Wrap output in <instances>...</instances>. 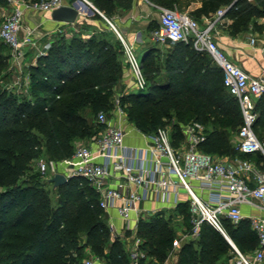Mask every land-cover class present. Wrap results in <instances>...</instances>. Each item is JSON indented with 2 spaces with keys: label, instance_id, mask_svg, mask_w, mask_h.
Segmentation results:
<instances>
[{
  "label": "trees",
  "instance_id": "16d2710c",
  "mask_svg": "<svg viewBox=\"0 0 264 264\" xmlns=\"http://www.w3.org/2000/svg\"><path fill=\"white\" fill-rule=\"evenodd\" d=\"M91 1L108 18L118 7L132 5L131 0ZM151 1L174 9L180 0ZM222 7L233 19V34L263 29L258 19L264 18V0H204L198 13L209 17ZM92 18L101 19L97 13ZM108 31L99 30L87 39L58 33L47 53L28 68V95L0 85V264H82L87 248L106 264H130L122 241L112 238L98 195L83 178L71 177L56 187L59 200L53 204L43 176L31 172L38 158H68L75 139L97 135L99 126L84 115L87 110L96 115L113 108L125 67L122 43ZM0 49H8L1 39ZM146 51L142 66L147 87L122 91L118 97L128 120L144 134L174 121L175 145L182 138L181 124L200 121L210 126L199 146L202 151L238 155L232 137L242 124L239 101L227 90L213 57L184 42L170 45L163 54L153 46ZM3 67L0 61V73ZM256 111L254 130L264 138V96L257 99ZM174 213L183 216L191 233L189 205L179 204ZM174 213L159 211L139 222L137 236L147 255L139 264L167 261L177 237ZM225 226L242 254L259 247L248 219L236 226L225 221ZM232 253L230 242L203 223L198 238L182 244L177 264H224Z\"/></svg>",
  "mask_w": 264,
  "mask_h": 264
},
{
  "label": "built area",
  "instance_id": "2783aa9c",
  "mask_svg": "<svg viewBox=\"0 0 264 264\" xmlns=\"http://www.w3.org/2000/svg\"><path fill=\"white\" fill-rule=\"evenodd\" d=\"M65 1H0V39L8 47L13 65L21 74L29 47L38 50L40 56L51 46L47 43L40 48L35 39L38 27L24 29L27 10L51 13L65 5ZM81 1L115 30L122 43L124 63L136 88L144 90L147 80L135 45L89 0ZM158 10L159 26L151 33L153 42L168 46L177 42L191 43L196 50L208 52L222 69L224 84L238 99L242 114V124L233 138L238 155L229 158L202 151L199 146L207 133L204 125L196 120L181 125L182 149L174 144L173 129L167 126L146 134L143 146H129L125 141L126 131L112 124L107 112L100 111L96 120L99 130L92 142L75 146L72 156L62 160L38 158V171L47 181L58 173L67 178H83L98 195L100 208L107 214L110 210L116 211L115 216L108 214L107 225L113 239L123 242L130 238L135 242L129 253L130 264H139L147 258L140 247L143 240L137 236L139 222L161 208L174 209L183 202L189 205L192 238H198L201 226L207 223L230 242L243 264H264V138H259L254 130L259 116L256 101L264 96V79L250 75L230 61L216 43L214 30L225 17L226 8L205 18L204 24L171 8L158 6ZM255 42L253 38L252 44ZM27 79L29 81L28 75ZM15 86L22 88L20 79ZM116 109L122 110L120 105ZM239 154L255 158L247 159ZM150 201L156 202L158 207L143 206ZM245 208H249L248 212ZM118 219L122 221L121 226H118ZM244 219H248L259 240V247L250 255L239 251L225 226V221L236 226ZM82 264L105 263L89 252Z\"/></svg>",
  "mask_w": 264,
  "mask_h": 264
},
{
  "label": "crops",
  "instance_id": "0c3cea01",
  "mask_svg": "<svg viewBox=\"0 0 264 264\" xmlns=\"http://www.w3.org/2000/svg\"><path fill=\"white\" fill-rule=\"evenodd\" d=\"M1 1V0H0ZM81 0H66L65 5L72 6L75 2ZM92 4L93 2L89 0ZM132 5L126 9L118 7L117 13H115L112 21L116 28L122 33V35L132 44L135 45L138 51H142L143 55L147 52L149 47H157L161 54L165 53L170 45H160L152 41L151 33L159 26V10L158 6H163L158 2L151 0H131ZM204 0H180L178 4H174V10L179 13H185L204 24L205 14H199L198 10L202 7ZM181 2H185L182 4ZM181 4V5H180ZM6 5V3H4ZM94 5V4H93ZM95 6V5H94ZM165 7V6H164ZM89 6L87 10L82 11L77 21L73 24L61 23L52 20L51 13H44L41 20H36L35 27L46 29L45 32H38L42 37V43L37 40L40 48H43L47 43H52L58 33L64 34L67 37H71L74 34L81 35L84 39L89 38L92 34L97 33L99 28L103 26L102 21L93 19V13L89 12ZM168 8V7H167ZM226 8V7H222ZM118 12L124 13L119 15ZM43 13V12H42ZM216 13V12H215ZM212 14L209 17L215 15ZM1 14V11H0ZM86 14L90 16H86ZM117 14V15H116ZM119 15V16H118ZM115 16V17H114ZM111 18V19H112ZM112 19V20H113ZM233 19L231 17H223L214 30V39L220 49L227 55V57L236 65L240 66L244 71L255 77H261L264 79V18L258 19V23L263 25V29L250 28L248 31L233 34L230 29ZM102 23V24H101ZM108 25V22H107ZM84 27V28H83ZM113 29V28H112ZM70 30V32H67ZM70 35V36H69ZM36 37V36H35ZM255 38V44H252V39ZM38 50L34 47H29L28 56L24 61V72L28 74V68L31 64H36L38 59ZM122 64L125 67V74L122 80V85L129 91L136 88L135 81L124 63L122 56ZM110 122L115 125H120L126 131V144L129 146H143L146 142V134L142 133L134 123H131L127 115L123 110L114 109L113 113L109 117ZM174 122V121H173ZM200 122V121H199ZM202 123V122H201ZM205 127L206 133L210 130V126L202 123ZM182 125V124H181ZM173 131V130H172ZM174 138V134L172 132ZM183 137L176 143V146L183 148ZM175 142V141H174ZM141 143V144H140ZM146 208L158 207V204L154 201L146 202L143 204ZM176 208L166 209L161 208L160 211H165L166 214L174 213ZM249 208H245L248 212ZM108 214L116 215V211L110 210ZM184 221V220H183ZM118 226L122 225L120 219L117 220ZM190 235V233H189ZM191 237V235H190ZM192 238V237H191ZM183 242H175L173 250L170 252L167 261L163 264H177L178 252ZM124 250L129 254L130 250L134 247L135 242H121ZM88 251V250H87ZM92 252V251H88ZM103 261V260H102ZM104 262V261H103ZM105 263V262H104ZM106 264V263H105ZM224 264H243L237 253H232L231 258Z\"/></svg>",
  "mask_w": 264,
  "mask_h": 264
},
{
  "label": "rangeland",
  "instance_id": "374dc122",
  "mask_svg": "<svg viewBox=\"0 0 264 264\" xmlns=\"http://www.w3.org/2000/svg\"><path fill=\"white\" fill-rule=\"evenodd\" d=\"M184 1H186V0H184ZM181 3L182 4H185V2H181ZM93 12H94V15L97 13L96 11H93ZM43 14L44 13H42V12H31V11H28L27 10V12L25 14V18H24V23H23L24 24V29H30V28H34L35 26H37L36 25L37 23H35V21L37 19L38 20H41ZM97 14L101 17V19H97V20L100 21V22L102 21V23H103V26L100 27L99 30H109L110 32H113L114 35L118 38L115 30L112 29V27L109 25V23L107 25V21L99 13H97ZM118 14L124 16V13H122V12H118ZM86 16L88 17L90 15L86 14ZM112 19H111V21H114V23H115L116 22L115 19H113V20ZM1 22H2V16L0 14V25H1ZM45 30L46 29L39 28V31L38 32H45ZM38 32L36 33L35 39L42 43V41H43L41 39L42 37H40L41 35L38 34ZM67 32H70V30H67ZM137 53L139 55V59L142 60V58H143L142 51H138L137 50ZM0 61L4 63L3 70L0 73V85L2 87L7 88L9 91L15 92L19 96L26 95L27 92L29 94L30 89L28 87L29 81L27 79V73L24 72V69H22L23 70L22 71L23 72L22 74H21V71L20 70L15 69V67L13 65L12 56H11V53H10L9 49H0ZM19 79L21 81L22 88L15 86V82L17 80H19ZM26 88H28V89H26ZM134 90H137V88H135ZM122 91L128 92L129 89L127 90L123 85L122 86H119L116 89V91H115V103H114L113 108H111L108 111L105 110V112L108 113L109 117L113 113V110L116 109L119 106V104H118V97L120 96V93ZM88 112L90 113V111L87 110V112H85L84 115L85 116H88L90 122H92L93 124L96 123L97 114L96 115L95 114H89ZM165 126L169 127L170 129H173L172 128V122H168ZM235 136H236V134H234V136L232 138H234ZM261 136H264V130L261 131ZM94 138L95 137L88 136V135H85L84 137H81V138H77V139L74 140V147L77 146V145H79V144H88V143L92 142L94 140ZM229 158H232V157H229ZM31 172H34V173L39 172L38 171V168H37L36 161L33 162L32 171ZM43 181L46 183L45 184V188L50 191L51 199H52L53 204H57V202L59 200V195L57 193L56 187H54L53 184L52 183H49L46 179H44ZM245 212H247V211H245ZM172 216H173V224L172 225L174 226V228L176 230V235H177L176 242L177 241L183 242V241H186V240L191 239V237H190L191 234L189 235V233H188V228H187V226L185 225V223L183 221L184 220L183 219V216H181V215H179L177 213H174ZM145 217H148V216H145ZM131 241L132 240L129 238V242H131ZM124 242H128V240H125ZM87 256H88V252L86 251L85 252V257H87Z\"/></svg>",
  "mask_w": 264,
  "mask_h": 264
},
{
  "label": "water",
  "instance_id": "95a60500",
  "mask_svg": "<svg viewBox=\"0 0 264 264\" xmlns=\"http://www.w3.org/2000/svg\"><path fill=\"white\" fill-rule=\"evenodd\" d=\"M83 4L85 7H88L87 3L84 1H78L75 2L74 5L68 6V5H63L61 7H58L54 9L51 12V18L52 20L56 22H61V23H67V24H73L77 21L78 17L81 15V7L80 4ZM90 7V6H89ZM93 8H89V12L93 13ZM69 181V178H67L64 174L58 173L52 178L48 180L49 183H52L54 187H59L64 184H66Z\"/></svg>",
  "mask_w": 264,
  "mask_h": 264
}]
</instances>
